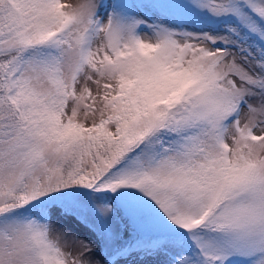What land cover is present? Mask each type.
I'll list each match as a JSON object with an SVG mask.
<instances>
[{"label": "snow or ice", "instance_id": "snow-or-ice-1", "mask_svg": "<svg viewBox=\"0 0 264 264\" xmlns=\"http://www.w3.org/2000/svg\"><path fill=\"white\" fill-rule=\"evenodd\" d=\"M0 264H264V0H0Z\"/></svg>", "mask_w": 264, "mask_h": 264}, {"label": "rangeland", "instance_id": "rangeland-1", "mask_svg": "<svg viewBox=\"0 0 264 264\" xmlns=\"http://www.w3.org/2000/svg\"><path fill=\"white\" fill-rule=\"evenodd\" d=\"M71 2H75V0H71ZM78 235H80L81 238H87L88 237L87 229L81 226L78 230Z\"/></svg>", "mask_w": 264, "mask_h": 264}]
</instances>
